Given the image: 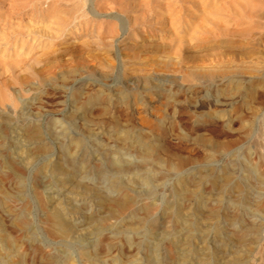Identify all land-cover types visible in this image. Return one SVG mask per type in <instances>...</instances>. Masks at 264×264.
I'll return each mask as SVG.
<instances>
[{
    "label": "bare ground",
    "instance_id": "obj_1",
    "mask_svg": "<svg viewBox=\"0 0 264 264\" xmlns=\"http://www.w3.org/2000/svg\"><path fill=\"white\" fill-rule=\"evenodd\" d=\"M85 1L86 4L87 1L89 4L90 18L99 17L100 14L92 8L93 0ZM255 1L250 0V7H252V2L256 3ZM245 2L248 4L249 1L232 0L229 10L231 12H229L227 8L223 9L225 5L222 6L223 3L218 0L216 4L209 5V3L207 6L203 5L205 0H192L191 5L197 7L198 13L196 14L195 9L187 12V16L191 19H187L184 23L180 22L182 14L179 11L175 14L170 12V0L155 2V6H151V9L148 8V11H143L146 12L145 18L144 15L139 14L136 26H133L129 31V36L138 34L141 40L140 44L136 42L137 45L131 46V54V51H127L129 52L128 57L136 59L139 56L137 51L145 52L147 50L162 53L164 55L162 58L167 56L168 60L165 62L162 59L164 63L160 66L154 59L153 62L160 69H146L143 72L144 67H141V71L140 68H137L140 74H135L130 82L129 80L123 81L120 74L126 69L125 65L123 67L120 65V54L115 47L113 55L118 62V74L110 76V74L99 73L98 78L106 81L111 78L113 80H109L110 84L105 87L90 90L83 85L68 86L67 84L78 75V72L84 70L83 67L80 68V71L75 68L64 71L60 64V56H57L58 59H54V62L58 63L59 72L57 71V75L50 77L39 75V80L36 83L32 77L30 79L27 77L28 75L22 76L21 71H24V65L34 69L30 63L34 60L40 61L42 56L47 55V51L40 55L41 58H31L32 55H28L32 49L31 46V49L29 51L27 49L28 52L23 56L17 55L19 47L23 49L26 40L29 42L39 41L37 46H43L44 41L60 40L68 34H77L76 30H83L80 24L84 22L80 20L69 28V24L75 18L83 19L85 17L84 13L80 12L75 18L70 15L67 17L69 12L74 13L80 9L76 10L75 2L72 4L76 11L74 9V11H68L66 8L64 10L67 11H64L58 4L54 6L55 3L40 10L35 7L34 0H8L7 9L3 14L0 13V21L3 23L2 30L0 28V55L3 54L0 56V143L5 140L7 135L18 134L23 143L22 155L26 161L24 163L26 167L36 157L49 154L52 151V154L55 155L50 157L42 167L51 172L58 185H68L79 190L88 199L90 207L94 206L98 211V213L87 212L86 205L77 206V204L71 207L72 213L84 214L83 221L86 224L97 221V229L100 230L105 228L106 218L109 219L111 216L117 218L108 234L99 232L90 244L81 247L77 259L65 256L62 259L57 258V260L51 252L45 250L43 243L30 242L28 248L18 250L17 238L13 234L25 229L30 223L28 216L19 214L18 210H29L31 200L22 194L18 195L19 187L21 189L24 183L22 181L25 179L22 167L15 161H5V159L0 162V206L6 207L12 213V217L7 221L0 216V253L2 251L4 254L7 253L6 255L0 254V264H35L33 260L36 257L45 264H172L173 251L170 248H167L161 257H157V254L146 257L137 255L146 249L144 234H154L159 226L155 214L158 203L150 202L151 199L150 201L145 200L150 197V194L152 195L151 186L164 184L175 174L177 175L176 180L174 179L177 184V196L183 197V199L188 197L196 202L192 208L193 212L188 228L186 227L187 236L191 237L195 227L194 223L197 225L198 218L215 221L211 228L220 243L214 246L211 253L209 252L210 255L199 256L202 264H210V259L216 257L219 250L223 251L228 247L246 246L247 250L253 249L254 245L261 240L264 229V153L262 152L261 156H254L250 148H246V146L245 149L237 148V144L252 132V124L256 118L257 109H259L254 101L264 94V67L259 69L260 67L257 65H249L251 63H246L243 60L239 62L238 54H235V51L234 53L229 51L226 55L216 49L217 51H212L210 60L207 57L205 60L204 56L206 55L202 53L211 43L217 44V42L231 44L233 48L236 45L234 38L238 37L239 28L244 26L246 21L251 20L253 23V17H256L260 23L264 19V10L261 8L259 12L248 9V12L236 10L235 4L238 6ZM34 3L35 6H33ZM257 3L259 2L257 1ZM66 4L68 5V3ZM246 7H249V4ZM18 12L34 16L42 23L38 26L35 24L15 26L11 20L20 14ZM66 12L68 13L65 14ZM146 15H149L148 19L154 17L151 21L157 20L156 24L170 25L168 32L163 34L166 36L164 42L161 43L162 40H160V44L143 43L145 41L144 33H147L151 38L154 36L149 32L150 25L147 23L151 21L147 20ZM247 17L250 20H245ZM107 18L116 20L118 25L117 27L109 25L105 35L113 36L115 31H119L121 34L128 31L124 17L111 14L107 15ZM84 25L85 23L82 26ZM142 28H145L147 32L142 34ZM244 28L248 32L254 31L253 24L248 28L245 25ZM254 35H257L255 31L253 37ZM258 35L261 45L264 46V32L258 33ZM221 36L224 39H221ZM32 45L36 46L35 43ZM66 46L68 47V45ZM69 47L71 48V45ZM69 51L75 52V49L72 48ZM69 51L67 50V52ZM63 52L65 51L63 50ZM110 53L113 52L110 51ZM54 57L56 58V56ZM73 57L75 56L73 55ZM45 59L42 61L48 60V58ZM261 59L258 60L261 62ZM107 60L104 62L107 63ZM135 61L142 62L143 60ZM67 64L69 65V63ZM113 64H109V67ZM44 70L47 71V69ZM171 70L182 71L184 75H181L182 77H176L177 74L175 77L157 75ZM258 73L259 75H257ZM16 81L24 91L31 92L32 95L29 98H25L26 94H22L19 88L14 86ZM111 83H114V87L111 86ZM66 90H69L68 96L72 102V109L66 120H60L54 116L57 113L54 112L57 111V107L52 109L48 106L59 104L60 100L55 99L59 98ZM182 92L189 95L180 100L179 95ZM144 93L158 94L166 101L178 105V110L174 107L173 115L168 114L157 119L156 127L159 128L157 134L149 135L150 132L146 131L134 132V126L129 120H125L126 123H122L123 120H120L123 117L130 118V109L136 101L142 105L146 104V97L142 96ZM211 93L214 95V99L208 101L207 97ZM54 94L55 98L50 100ZM227 107L231 108L230 112H227ZM166 111L168 112V110ZM139 112L137 114L141 115ZM177 112L178 116L175 115ZM46 113L53 115L45 121L44 118L41 120L43 114ZM119 113L121 114L119 115ZM78 114L81 115L80 118L84 122L82 123L85 125V129L90 132H88L89 135H93L91 125H88L91 122H106L111 126L113 130L110 135L117 140L120 144L119 147L113 148L102 144L96 138H94L96 146L89 147L83 135L71 131V127L76 125L74 119ZM155 115L157 116V114ZM186 118L188 125L187 123L182 124ZM234 119L239 121L240 127L237 126L239 131H234L232 127ZM176 121L184 125L183 130L185 131L186 128L187 131L175 133L173 127L176 125ZM144 123L149 125V122ZM181 125L179 126L181 127ZM234 132L235 136H233ZM259 133L262 132L259 131ZM46 135H50L57 141L56 152L53 153V146L49 143ZM177 136L189 137L195 146L194 150L199 148L201 154H192L194 151L191 153L188 149L179 148L173 141ZM260 143L263 142L260 141ZM189 163L195 164V167L187 170L186 166ZM41 192L39 194H42ZM39 194L35 192L34 197L40 205L46 207V199ZM17 198L20 199L19 206L14 204ZM182 207L179 204L175 211L169 210L167 216L171 219L172 226L176 227L180 221ZM7 210L6 212H8ZM40 221L46 235L53 240L68 237L78 227L72 221L68 223L64 221L60 213L55 210H47ZM142 233H144L143 237ZM263 243L261 244L263 245ZM111 248L116 249L117 253L112 254ZM10 252H16L13 258L8 257L12 256L9 254ZM57 253L59 252L57 251ZM262 259L264 261V258ZM223 264H250L249 256L233 255Z\"/></svg>",
    "mask_w": 264,
    "mask_h": 264
},
{
    "label": "rangeland",
    "instance_id": "obj_2",
    "mask_svg": "<svg viewBox=\"0 0 264 264\" xmlns=\"http://www.w3.org/2000/svg\"><path fill=\"white\" fill-rule=\"evenodd\" d=\"M42 1L43 0H34V2L36 3V6H35V3L33 4V6H35L41 10V9H46V8L50 7V5H53L55 3L54 6L58 4V5H60V9H63V10L65 8L68 11H71L73 9L75 10V6H76V10H77V8H80L77 12H74V13L69 12L70 14L68 12L65 13V14L68 13L67 17H68V15H70V16H73L74 18L76 16H78L79 12L84 13V15H85V17L83 19L82 18L80 19V17H77L78 19L75 18L73 21L70 20L71 23L69 24V28L74 26L75 24H77L80 21L84 22L85 25L82 26L84 23L80 24V27L83 30H76L75 31V29H74V31L77 32V34H68L65 38H62V39L56 40V41L54 39V41H52V42L51 41H46V42L44 41L43 46H41V45L37 46L39 41L29 42L28 40H26L23 49H21L19 47L17 55L23 56L24 54H26V52H28L31 49V46H32V49H31L30 53L28 54L29 56L32 55L31 58H41L40 55L43 53H46V51H47V55L45 57L42 56V59H40V61L34 60L30 63L31 65H33L34 69L29 68L28 65H24L23 67L25 69H24V71H21L22 76L26 77L28 75L27 77H29L30 79L32 77L36 83L39 80V75H43V76H47V77L57 75L58 63L56 64L54 62V59H58L57 56L58 57L60 56V64L62 65V70H64V71H67L69 68H75V69H78L79 71L81 70L80 68H82V67L84 69V70H81L80 72L77 73L78 75L72 79L73 81L72 80L68 81L69 82V83H67L68 86L73 85V84L74 85H83V86H85V88L88 87L87 89H90V90L105 87V85L110 84L109 80L110 81L113 80L112 78L108 79V81H106L104 79L102 80V79L98 78L99 73L110 74V76H112V75L115 76L118 74L117 73L118 62L116 61V59L114 58V55H113L115 47L118 49V54H120L119 55V63L122 67H123V65H125L124 68L126 69V71H124L122 74H120L123 81L129 80V82H130V80L134 77L135 74L136 75L140 74V72L137 70V68L138 69L140 68L139 70L141 71V67L142 68L144 67L143 72H145L146 69H156V68L160 69V67L158 65L156 66L155 63L153 62L154 59L156 62L159 63V65L164 63V61H162V59L165 60V62L168 60L167 56H165V58H162V57H164V55L162 53L149 52L147 50L145 52L144 51H137V55H139V56L136 59H132V57L131 58L128 57L129 56L128 53L130 51H131L130 54L132 53V50H130V48H132L131 46H135V45H137V43L140 44L141 39L139 38L138 34L135 36H131V35L129 36V31L132 30L131 28H133V26H136V20H138V17H140V15H144V18H145L146 12H143V11H148V8L151 9L153 6H155V2L158 3V2H164L167 0H139L140 2L138 0H120V1L119 0H93L92 8L100 14V16L96 17V18H90L91 14H89V12H88L89 4H88V1L86 4L85 0H72V1L67 0L66 2H65V0H53V1L52 0H50V1L44 0L43 2ZM79 1H81V2H79ZM191 1L192 0H170V3H169L170 12L175 14L176 12L179 11L180 14H182V18L180 20V22H182V23H184L187 19H191L190 17L187 16V14H186L187 12L195 9L194 11H196V14L198 13L197 7L192 6ZM216 1L217 0H205V3L203 5L207 6L209 3H210L209 5L216 4ZM218 1L219 2L221 1V3H223L222 6L225 5V6H223L224 7L223 9L227 8V11L230 10V4H231L230 2H232V0H218ZM245 1H249L248 2L249 7H246L248 5V4H246V2L243 5H238V6H237V4H235L236 10L237 9L243 10V11L246 10V12H248V10L249 11L250 10H252V11L256 10V12L264 10V6H263L264 0H261V1L260 0H256V1L253 0L256 3L252 2V7H250V0H245ZM257 1L259 3H257ZM7 2H8V0H1L0 13L2 12V14H3V12L7 9V6H8ZM73 2H75V6L72 4ZM66 3H68V5ZM234 3H235V1H234ZM141 4H143V5H141ZM254 4L256 5V7H254L255 6ZM71 5H73V7H70ZM61 6H63L64 8ZM97 6H99L98 7L99 9L97 8ZM142 7H144V8H142ZM260 8H261V10H260ZM223 9H222V11L227 12L226 10H223ZM67 10H64V11H67ZM229 12H231V11H229ZM18 13H20V12H18ZM147 13H150V12H147ZM205 13H206V11H205ZM111 14H117V15H120L126 19V25H127V29H128V31L126 33L121 34L119 31H115L113 36H111L109 34L105 35V34H107L106 29H108L109 25L114 26V27H117V25H118V22L116 20L111 19V18H107V15H111ZM148 17H149V15H146L147 20L151 21L152 18L154 19V17H151L150 19H148ZM246 19L250 20L249 17L245 18V20ZM253 20L256 22H254ZM253 20H252L253 23H251V20L248 22L246 21L245 25L248 28L251 24H253L252 29L255 31V33H257V35H254V37H253L254 31L248 32V30H246L244 28L245 25L241 26L239 28L238 33H237L238 37L234 38L235 39L234 42H236V45H234L233 48H232V45L228 44V43L227 44L220 43V42H217V44L211 43V45L208 46L207 49H205L206 51L205 50L202 51L203 55H206V56H204L205 60H206V57H207V59L210 60V57L212 58V56H211L212 51H215L216 49L220 50L222 53L224 52V54L229 53V51H231V53H234V51H235V54L239 55V56L237 55L239 62H241L243 60L246 63H251L249 65H254V66L257 65V67H260L259 69H263L264 66H261V65H264V61H263L264 60V46H262L261 45L262 43H260V40H259L260 36L258 35V33L264 32V29H263L264 28L263 27L264 26V24H263L264 19H262L260 23H258L256 17H253ZM11 22L15 26H17V25L18 26H24V25H31V24H35L36 26H38L42 23L38 18H35L34 16H30V15L28 16V15L23 14V13H20L18 16L13 17ZM156 22H157V20H155V21L153 20L150 23H147L148 25H150L149 32L152 35H154V36H152L153 38H151L150 36L148 37L147 33H144V32H147L145 30V28L141 29L142 34L144 33L143 36L145 38V41L143 43L146 44V42H148L147 44H149V43L160 44V40H162L161 43L164 42L163 40H165L164 38H166V36H164V35H165V33L168 32V27L170 25L167 24V26H163V25L156 24ZM1 23L2 22L0 21V28L2 30L3 23L2 24ZM164 27H167V28H164ZM241 28H243L242 31H240ZM259 28L261 31L259 30ZM74 31H72V32H74ZM161 35H163V36H161ZM221 39H224V37H222ZM154 40H156L157 42ZM152 41H154V42H152ZM31 43L32 44L35 43L36 46L33 47V45ZM81 43H83L84 45H82ZM85 43L87 46L85 45ZM259 43H260V46H259ZM47 45H48V47H47ZM66 45H68V47L71 45V48L70 47L68 48ZM77 45H79V46H77ZM64 46H66V47H64ZM72 46H74V47H72ZM28 47H30V48H28ZM85 47H87V48L84 49ZM127 47H129V49H127ZM62 48H64V49H62ZM72 48H73V50L75 49V52L74 51L70 52L71 50L69 51V49H72ZM108 48L113 53H110ZM210 48H211V50H210ZM27 49H28V51H27ZM41 49L42 50L45 49V50L42 51ZM54 49H55V51H53ZM234 49H237V50H234ZM63 50L65 52H63ZM67 50L69 52H67ZM87 50H89V51L86 53ZM23 51H25V52H23ZM57 51H59V52L57 53ZM127 51H129V52H127ZM220 51H218V52H220ZM248 51H252V52H248ZM49 52H51L52 54ZM63 54L64 55L66 54V55L64 56ZM78 54H79V56H77ZM121 54H123L122 55L123 58H122ZM1 55H3V54H1ZM61 55H63V56H61ZM68 55H69V57H68ZM73 55L75 57H73ZM156 55H159L161 57H158ZM226 55H228V54H226ZM251 55L253 56V58ZM255 55L256 56L259 55V56L256 57ZM54 56H56V58ZM65 57H66V59H65ZM44 58H46L45 60H47V58H48V60L45 62L42 61ZM108 58H109V60H107ZM150 58L152 59V61ZM71 59H73V60H71ZM113 59H115V60H113ZM157 59H159V60L157 61ZM258 59H261V62L263 61V63L259 65V63H261V62ZM66 60H68L69 62ZM106 60H107V63H105ZM135 60H138V61L143 60L144 62L143 61L137 62ZM247 60H248V62H247ZM250 60L255 61V62H251ZM63 61L65 62V64ZM73 61H75V62H73ZM126 61H128V62H126ZM66 62L69 63V65ZM108 62H110V63H108ZM112 63H114L113 64L114 67L113 66L109 67V64L112 65ZM78 64L82 65V66H79ZM84 64H86V65H84ZM103 64H104V66H103ZM188 64L190 65V63H188ZM87 67H89L91 69H89ZM146 67H148V68H146ZM42 69L43 70L47 69V71H45V70L43 71ZM156 70H158V69H156ZM83 71H85V72H83ZM111 72H113V73H111ZM127 72H129V73H127ZM162 72H164V70ZM43 73H45V74H43ZM182 73H184V72H182V71L178 72V71H172L171 70V71H166L165 73H161V74H157V75H166L169 77H175V75L177 74L176 77H182L181 75H184ZM257 75H259V73ZM14 86L16 88H19V90L21 91L22 94H26V96L24 95L25 98H29L32 95L30 91H27V92L24 91L20 87V85L17 83V81L14 83ZM111 86L114 87V83H111ZM167 87H169V86H167ZM263 91H264V89H263ZM55 94L51 96L50 100L55 98V96H56ZM68 95H69V90H66V92H63V94L59 98L55 99V100H60L59 104H55L54 106H51V105L48 106V108H52V109L53 108L55 109L57 107L56 108L57 111H54L57 113L54 116L60 120L61 119L66 120L69 112L72 109V102H71V99ZM187 95H189V94L186 92H182L179 95L180 100L185 99L187 97ZM142 96L146 97V104L142 105L136 101L130 109V118L123 117V119H120V120L121 121L123 120L122 123H126L125 120H129L134 126V130H133L134 132H137V131L145 132L146 131L147 133L150 132V133H148L149 135L157 134L159 132V128L156 127L157 119L163 117L164 115H168V114L173 115L172 112H174V107H176L178 110V105H176L173 102L166 101L164 98H162V96H160L158 94H145L144 93V94H142ZM213 97H214V95H212V93L210 95H208V97H207L208 101H212L214 99ZM154 101H156V102H154ZM162 102H164V103H162ZM254 103L256 104V106L259 109H257V115L253 121V124H252V132L250 133L249 136L242 138L240 140V142H238L237 148H241V149L244 148L245 149V146H246V148L247 147L250 148L252 155L261 156L264 153V94L262 95L261 98L256 99L254 101ZM162 106H163V108H162ZM259 106L261 107V109ZM166 110H168V112ZM227 110H228L227 112H230L231 108L227 107ZM16 111H17V109H16ZM138 112L141 115H138L137 114ZM151 112H153V113H151ZM159 113H161V114H159ZM120 114L121 113H119V115ZM155 114H157V116ZM52 115L53 114H51V113L43 114V116L41 117V120H43V118H44V121H45L48 117L51 118ZM137 115L139 116L138 118H137ZM175 115L178 116V112L175 113ZM80 116H81L80 114L76 115V117L74 119L76 122V125L73 128L71 127V131L73 133L83 135L85 137V139L87 141V145L89 147L93 148L94 146H96L95 142H94V138L101 141L102 144H107L108 146H112L113 148L119 147L120 144L117 142V140H115V138L111 137V135H110L112 133V130H113L112 127L109 126L106 122L105 123H97V122L89 123L88 125H91L90 127L93 131V135H89L90 132L85 129V125L83 124L84 122H83V120H81ZM136 119H137V121H135ZM139 119H141V120H139ZM133 121H135V122H133ZM139 121H141V122H139ZM184 121L185 122H183L182 124L187 123V118ZM138 122L141 124L143 123V124L139 125ZM144 122H146V123L149 122V125H148V123L145 124ZM232 123H233L232 127H233L234 131H239V127H240L239 121L234 119ZM188 124L189 123H187V125ZM179 125H181V124L176 121V125L173 127V130L175 129L174 132L176 131L175 133H177V132L183 133V132L187 131L186 128H185V131L183 130L184 125H181V127ZM237 126H239V127H237ZM236 127H237V129H236ZM258 129L262 133H259ZM80 130H82L83 132ZM181 130H183V131H181ZM103 133H105V134H103ZM235 135H236V133L233 134V136H235ZM46 136L48 137L49 143L52 144V146H53V148H52L53 153L56 152L57 141H55L50 135H46ZM107 137H109V138H107ZM189 139H190L189 137L177 136V138L173 139V141L175 142V144L177 146H179V148L186 149V150L188 149L191 151V153L194 151L192 154H194V153L195 154H201L199 148L197 150H194L195 146H194V144H192V141H190ZM260 141L263 143H260ZM252 144H253V146H252ZM257 144H258V146H257ZM0 147L2 149V151L0 152L1 153L0 154V162L4 161L5 159H6L5 161H15L16 163L19 164L20 167H22L25 179L24 180L22 179L23 180L22 182H24V183L22 184L21 189L19 187L18 195L20 196L22 194V195H24V197H28L31 200V206H30L29 210H27V211L22 210V209L18 210L19 214H24V215L28 216V218L30 219V223H29L28 227H26L25 229H23L21 231H17L13 234L17 238L16 241L18 243V250H23V249L28 248L30 242L43 243L45 250L48 252H51V254L56 259L57 258L62 259L65 256H72L75 259H77L81 247L90 244L93 241V239L96 238L95 236H97L99 232H101V233L104 232V234H108L110 232L109 230L112 228V224L114 223V221H116V218H117L116 216H113V217L111 216V217H109V219L106 218L105 228H103L104 230L103 229L98 230L97 229V226H98L97 221L91 222L90 224H86L83 221V218H84L83 213H72L70 211L71 207L76 206L78 204L77 206L86 205L87 207L85 208V210L87 212L98 213V211H96L94 206H93L94 208L90 207V205L88 203V199H86L85 195L81 194L79 190L73 188L72 186H68V185H65V186L58 185L56 182V179L51 174V172L47 168L42 167V165L45 164V162L47 160H49L50 157H53L55 155V154H52V151L49 154L47 153L45 155L36 157L34 160L30 161V164L26 167L24 165V163L26 161L24 159V156L22 155L23 143H22L18 134L17 135H10V134L7 135L5 140L1 141ZM4 147H6V148H4ZM256 148L259 150H257ZM256 150H257V152H256ZM193 167H195V164L189 163L186 166V169L190 170ZM176 178H177V175L175 174V175H172L171 178L169 180H167L164 184H158L156 186L155 185L151 186L152 195L150 194V197L145 199V200L150 201V199H151L150 202L155 201V203H158L157 210L155 211V214L158 218L159 226H158V229L156 230V232L154 234H151V235L147 234L146 235V234L142 233V237H143V234L145 236L146 242H144V243H145L146 249L142 250L137 256L146 257L147 255L151 256V254L152 255L157 254V257H161L162 253H164L167 248L168 249L170 248L173 251V253L171 255L172 264H202L199 256L203 255V254L210 255L211 250L214 248V246H217L220 243L217 236L215 235L214 230L211 228L212 224L215 221L203 220L201 218H198L199 220H196L198 226L195 225V223H194L195 227L193 226L194 228H193V232H192L191 237L187 236V233L185 231L188 228V223L192 217V212H193L192 208L194 207L196 202H195V200H191L188 197H184V199H183V197L177 196L178 193H177V184L175 181ZM35 192H37L38 194L40 192L42 193L39 195H41L44 199L47 200V201L45 200L46 207H43L42 205H40V203L34 197ZM210 199L212 200L211 197H210ZM14 204L19 206L20 205V199L19 198L15 199ZM179 204H181L183 206L182 207L183 209L181 208L182 212L180 214V216H181L180 221L176 224V227H175L174 225L172 226V223L170 222L171 219L168 218L167 214H168L169 210L175 211V209H177ZM6 210H7L6 207L0 206V212H1L0 216H2L5 220L8 221L9 218L12 217V213L8 210H7L8 212H6ZM47 210L48 211L49 210L57 211L58 213H60L61 218L64 221H67V223L69 221H72V222L76 223L78 225V227H76V229L68 237H60V238H56L54 240L49 238L46 235V233L44 231V227L42 226L41 221H40V219L42 220V218L46 214ZM98 216L101 217V215H98ZM95 220H97V219H95ZM93 225L95 228L93 227ZM201 228H203V229H201ZM77 229H78V231H77ZM37 238H38V240H37ZM263 241H264V229L262 230L261 240L256 245H254L252 250H247L246 246L228 247V248H226V250H223V251L219 250L220 252H218L216 257H214V258L212 257L210 259V264H223L228 259H230L233 255H238V254L248 255L250 264H251V261H252V264H264V261H262L263 260L262 258H264V255H263L264 254L263 253L264 252L263 251L264 250V243H263ZM261 243H263V245ZM112 250H113V251H111L112 254L117 253L116 249L113 248ZM57 251L59 253H57ZM15 253L16 252H10L9 254L12 256H8V257L13 258V255ZM0 254L6 255L7 253L4 254V252L2 251ZM212 256H213V254H212ZM33 262L35 264H45L42 262L41 259H39L37 257L35 260H33Z\"/></svg>",
    "mask_w": 264,
    "mask_h": 264
}]
</instances>
